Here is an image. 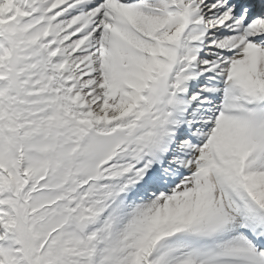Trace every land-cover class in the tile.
I'll list each match as a JSON object with an SVG mask.
<instances>
[{
	"label": "snow or ice",
	"instance_id": "1",
	"mask_svg": "<svg viewBox=\"0 0 264 264\" xmlns=\"http://www.w3.org/2000/svg\"><path fill=\"white\" fill-rule=\"evenodd\" d=\"M0 264H264V0H0Z\"/></svg>",
	"mask_w": 264,
	"mask_h": 264
}]
</instances>
